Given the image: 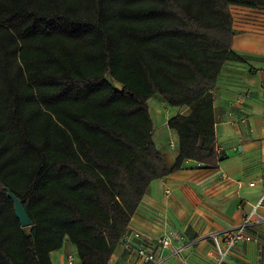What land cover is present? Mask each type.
<instances>
[{"label": "trees", "instance_id": "obj_1", "mask_svg": "<svg viewBox=\"0 0 264 264\" xmlns=\"http://www.w3.org/2000/svg\"><path fill=\"white\" fill-rule=\"evenodd\" d=\"M230 4L264 8L0 0V264H52L65 237L81 264H107L151 180L186 159L218 165L212 90L223 63L239 59ZM155 93L189 108L167 120L178 136L172 166L152 138Z\"/></svg>", "mask_w": 264, "mask_h": 264}, {"label": "crops", "instance_id": "obj_2", "mask_svg": "<svg viewBox=\"0 0 264 264\" xmlns=\"http://www.w3.org/2000/svg\"><path fill=\"white\" fill-rule=\"evenodd\" d=\"M229 9L234 30L231 51L239 59L223 63L212 90L221 159L216 167L186 159L179 170L151 180L126 227L141 232L149 242L169 232L182 237L187 244L181 253L158 264H210L217 248L206 235L238 225L264 192V8L230 4ZM148 105L153 141L172 166L178 136L167 120L189 108L171 106L158 93ZM257 212L249 229L253 239L232 247L223 264H264V203ZM50 259L52 264H81L67 237L50 252ZM107 264L151 263L118 242Z\"/></svg>", "mask_w": 264, "mask_h": 264}, {"label": "built area", "instance_id": "obj_3", "mask_svg": "<svg viewBox=\"0 0 264 264\" xmlns=\"http://www.w3.org/2000/svg\"><path fill=\"white\" fill-rule=\"evenodd\" d=\"M217 150L218 148L216 147ZM263 203L264 192L250 210L244 213L238 225L225 230L210 232L206 235V238L211 239L217 248L215 258L210 264H223L232 247L237 243L253 239L249 229L257 220V208ZM145 239L141 232L137 230H125L119 239V243L127 251L135 253L138 258L151 264H158L168 256L181 253L187 244L181 236L172 232L163 234L155 242H149L150 240L147 239V241ZM157 248L160 250L158 253L156 251Z\"/></svg>", "mask_w": 264, "mask_h": 264}, {"label": "water", "instance_id": "obj_4", "mask_svg": "<svg viewBox=\"0 0 264 264\" xmlns=\"http://www.w3.org/2000/svg\"><path fill=\"white\" fill-rule=\"evenodd\" d=\"M117 89H121L122 85L115 83ZM7 196L13 201L14 212L17 219L20 221L22 226L31 225V219L29 218L25 207L23 206L22 200L18 198L9 187H6Z\"/></svg>", "mask_w": 264, "mask_h": 264}]
</instances>
